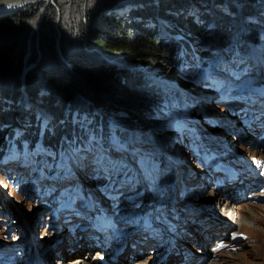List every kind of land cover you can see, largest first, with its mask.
Listing matches in <instances>:
<instances>
[{"label": "trees", "instance_id": "16d2710c", "mask_svg": "<svg viewBox=\"0 0 264 264\" xmlns=\"http://www.w3.org/2000/svg\"><path fill=\"white\" fill-rule=\"evenodd\" d=\"M244 22H248L250 35L245 33ZM179 33L187 35V40H180ZM214 38L218 43L207 46ZM249 39L258 46L263 44L264 50V3L259 0H57L56 5L31 3L2 15L0 141L4 143L0 144V158L10 154L12 145L32 149L41 138L45 154L65 155L66 145L76 139L78 172L86 170L93 180L109 182L111 187L121 178L122 192L133 190L137 198L147 193L144 184L152 171L138 172L135 165L111 161L99 141L97 126L111 128L115 116L120 123L135 125L138 133L146 128L156 138L153 122L170 116L169 102L179 98L173 96L177 90L169 86L168 73L201 85L213 81L211 88L217 92V97L211 95L213 104L202 107L201 100H195L192 110L186 109V122L193 116L209 125L206 114L216 117L221 113L215 105L227 110L222 93L241 86L243 62L235 61L249 54ZM220 55L236 64L228 70L232 82L216 80L209 69ZM260 70L246 71L247 77L259 80L264 66ZM260 82L264 79L255 85ZM23 88L30 100L19 108ZM203 108L212 109V113ZM172 131L182 153L187 144L185 127ZM157 143L165 152L159 151ZM157 143L147 145L143 162L156 168L154 178L161 185V169L171 180L170 165L176 160H166L167 143ZM133 153L141 156L135 150ZM181 164L182 179L175 177L177 185L183 184L185 177L184 160ZM47 169L54 171V166L48 164ZM111 169L116 171L106 178Z\"/></svg>", "mask_w": 264, "mask_h": 264}, {"label": "rangeland", "instance_id": "374dc122", "mask_svg": "<svg viewBox=\"0 0 264 264\" xmlns=\"http://www.w3.org/2000/svg\"><path fill=\"white\" fill-rule=\"evenodd\" d=\"M259 2L264 3L263 0H259ZM40 3V2H37ZM236 3V1L234 2ZM237 4V3H236ZM54 5H56V2L54 3ZM245 25V27L247 28V30H245V33L247 35H250L249 33L251 32V30L248 29L247 26L248 22H244L243 23ZM38 25V24H37ZM37 25L35 26V29L37 28ZM229 29H232V25L231 23H228ZM221 27H219L220 30ZM177 37L180 40H187V35H184L183 33H179L177 35ZM249 37V36H248ZM214 39H210L209 43H206L207 46L213 47V43H218L217 40ZM249 44H250V51L249 54L245 57H237L238 61H246L244 63L245 67H251L252 70H256V72H261V67L264 66V50H263V44L261 45H257L255 44L253 41H251V39H249ZM254 45V46H253ZM257 53H260L261 55H263V57H260L261 61H259L258 59V55ZM221 57V56H220ZM219 57V59H220ZM219 67H223L225 68L227 66V63L223 60L219 61ZM230 65H233L232 63H229ZM169 75H167L169 81L168 84L170 87H174L178 82H180L177 78H175L173 76V74L168 73ZM221 77V74L220 76ZM228 78H231V75L228 74ZM245 82L248 81V79L244 80ZM182 82L184 87L189 86V84H187L186 80H182L180 83L177 84L178 87H180L183 90V86H182ZM210 86H196L195 84L192 85V88L190 89V92H194V93H203L208 97H211L212 94H215L217 97V92H215L214 89H212L211 87V91H210ZM25 92L29 93L27 91V89L23 88L22 89V96L20 99V103H19V108H23V104H25L26 102H29V94L28 97L25 96ZM190 92H187L185 95V98L188 100L190 97ZM203 100V99H202ZM213 104V102H212ZM177 106H179L180 108L181 106V102H177L176 103ZM223 105V104H222ZM190 108V111L192 110V106L190 104V100L189 102H187L184 107ZM221 113H226V114H230L228 111L225 110V108H223V106L219 105H215V109H219ZM220 113V114H221ZM198 114V112H197ZM219 114V115H220ZM47 122V119H45L44 123ZM17 121H14V124H16ZM128 123V122H126ZM131 124V123H128ZM153 127H151V129H154V131L157 133V137L154 138L152 135H150L149 131L146 132V128L144 130H142L140 133L143 137L146 136V134L149 136L150 139L154 140L155 143L160 142V143H167V149L172 147H176V134L174 132H172L170 129L166 128V126L164 128V133L162 132H157V124L155 122H153ZM45 126V125H44ZM135 129V125H132ZM98 128V134H99V139L100 141L102 140V136L103 134H101V131H106V128L104 127H100L97 126ZM216 132H219L218 128H215ZM137 130V129H136ZM228 131L230 130V127L228 128ZM138 133V132H137ZM231 133V132H230ZM174 137L175 142L172 143L173 139L171 137ZM139 139L142 140V142H147L146 139L139 137ZM249 139L251 141H253L255 144L258 142V139H254L252 140V137L250 136ZM110 140L112 141V143H114L113 137L110 138ZM109 139L107 140L106 144L111 146V149L107 147V149H105V151L108 153L109 159L111 161H118V164L120 163H124V164H128L129 166L131 165H135L136 169L138 172L141 171H145V172H149L150 170L152 171V173H150L152 176L150 177V179H152L155 175H156V168H149L148 167V163H144L143 162V156L146 154L148 146L145 144L143 145L142 143H139L137 145H135L134 147L138 150L139 154L141 155L140 157L135 156L134 153H132L130 151V149H126V150H116L118 147H120V143L116 142L114 144H111V141ZM140 140V141H141ZM225 141H221L218 139H209V144L203 149V154L202 157H206V156H210L211 158V167L212 171H216L219 169H225L227 170V173L225 174V176H231L233 172H235V167H234V163L236 164L237 162L240 165H243V168L247 171L248 169V165L245 159H243V157L238 156L236 154V152L234 150H227L226 148H224L222 146V143ZM4 143V142H3ZM221 143V144H220ZM1 144V143H0ZM157 146H160L158 143L156 144ZM233 147L235 146V143L232 142ZM122 147H126L127 144L122 143L121 144ZM243 147H248L247 149L250 148V146L248 144H242L240 145L239 142V148L237 147V149H239V151L242 154H245V151L243 149ZM128 148H131V146H128ZM16 147H11V150H9V152H11V155H6L4 158H0V171L2 169H11V167L16 168V170H19V159L13 158V153L14 150H16ZM163 147L160 146L159 151L160 152H165L162 150ZM253 150H250L249 152V157L252 159L253 158V154L255 155L257 153V151L263 149H259V148H252ZM182 156L185 152L186 157L184 159L185 164L188 166L189 170L191 171H199V167L201 169H204L205 164H202L201 161H197V153L195 155L192 154H188L189 151L185 148H183L182 150ZM38 152V146L36 147V153ZM120 153V154H117ZM213 153L217 154V159H214L213 157ZM262 155L264 156V151H261ZM259 153V154H261ZM185 156V155H184ZM199 157V156H198ZM8 158V160H3L2 159H6ZM256 158H258V155L256 156ZM122 164V167H124ZM129 167L125 168L126 170ZM20 169H22L20 167ZM26 169H22V171H24ZM116 169H111L108 171V173L106 172L105 177L108 178L112 172H115ZM161 174L159 176H161V180L162 183L165 184L169 178H170V174H166V176L164 175V171L161 170ZM87 171L85 170L84 173H86ZM131 172L129 171V174ZM123 174H120V176H122ZM0 177L4 180H8L6 175L0 174ZM221 178V177H218ZM36 179V177L34 178V180ZM114 183V185H112L108 182V185L106 187V189H104V191L107 192V195L104 196V198H100L102 201L107 199L108 196L110 195L111 191L112 193H121L123 190V186H124V181L123 179H119ZM244 180H246L245 178L242 179V177H238V179L236 180L237 184L234 185H228L226 188L224 189H216V190H222V191H216L214 190L213 186H210L208 189L209 190H205L204 193H201V206H203L205 204H208V206H211L212 211L211 213L213 214H217L219 216V218L225 220L226 218L229 219L225 222L224 227H227L225 229V231H223V227L221 228L220 226H215L212 225V230H213V234L211 237H209L208 234V229H210L211 224L209 223V216H205L202 217L200 215L201 218H198V220L196 219V221L194 219H186V220H182V223H194L201 225L202 227H200L199 231L203 236H205L204 238H208L211 241L210 244H208V246H199V242L194 241L196 239L195 237V232L194 230H188L186 229L184 232L187 233L190 238H191V242L190 244L192 245V248L194 251L197 252V254L199 253V259H203L206 256L212 255L211 256V260L215 261L217 264H264V195H262L261 198H259L258 200H249V199H244L242 202H240V196L243 197V194L245 196H248V193H246V191H242V187L244 186ZM248 180V179H247ZM37 182H41L44 183L46 185H56V187H59L58 184H56V182H52L50 179H45V178H39L37 180ZM239 184V185H238ZM12 185V184H11ZM10 185V186H11ZM120 186V187H119ZM131 189V188H130ZM240 190L242 192H240ZM10 194V200L14 201V204L19 210H17V215L19 216V220L14 219V224H16V222L20 221V216L23 213H28L29 216L34 215L35 217H33L34 220H36L35 222H37V225L34 227H29V231L33 232V234H21L20 236L18 235H12L11 232H9V227H10V222L9 219L12 216H15L14 213L8 212V215L10 217H8L5 213H1L0 214V250L4 249V247H13L11 246L13 241L16 239H22V243L25 244V246H22L23 248H28L30 245L32 248L35 249V247L38 248L37 253L41 258H45V264H62V262H70L71 259H74L75 257H77V255H81L82 257L85 256V260L89 261L92 264H111L112 261V257L117 256L118 251L120 250L121 246L118 245V242L116 244H114V246H116L115 248H102V245H99L100 242L99 241H95V240H91V242L94 243V247H87V235L82 234L80 231L79 233H74L73 231H71L70 229H62L60 232L56 231L52 226L49 227V221H50V217H52V215L49 217V203H44L41 205H38L32 198H26V196L24 194H22L20 191H17L16 189H12L8 190ZM213 193V194H212ZM128 195L130 197H135L136 196V192L133 190H129L128 191ZM4 194L1 193L0 191V197H3ZM5 197V196H4ZM197 197V196H196ZM7 198V197H6ZM217 198H222V204H224V202L227 201V203L229 202L231 204V206H233V208H235L236 210H238V217L234 219V221L231 223V218L230 216L227 214V212L223 211L222 209L219 208L218 203H217ZM225 200V201H224ZM9 202V201H8ZM10 204V203H9ZM11 204V205H12ZM107 205V203H106ZM109 205V204H108ZM2 208H0L1 211ZM6 209V208H4ZM21 212V213H20ZM43 214V216H42ZM38 216V217H37ZM194 218V217H193ZM225 218V219H224ZM82 221L86 220L85 218H81ZM202 220V221H201ZM19 225V223H18ZM86 224L84 223L83 226H85ZM21 226V225H19ZM233 226V227H232ZM190 228H192L191 226H189ZM21 230H26L24 227L21 228ZM157 230V229H156ZM205 230V231H204ZM27 231V230H26ZM232 232H234V234H238L240 232L245 233L248 237H244V238H239V242H236L239 246H241V250H233V249H228L225 248L222 251H213L212 248V243H214V240L217 237H224L226 238L225 242L228 244H230L231 242V234ZM92 235H96V233H91ZM33 237H32V236ZM12 237V238H11ZM34 238V240H33ZM211 238V239H210ZM65 239H67L66 243H67V254H71L70 252H73L75 249H79V250H83L85 251L83 254L82 253H77V254H73L71 256H69L68 258H62V261L59 260L60 258V252L59 251H55L53 252L54 254H52V256L47 257V251L50 250L52 248V246L56 243H62ZM35 243V244H34ZM34 246V247H33ZM196 247L194 249V247ZM101 247V248H100ZM142 246H139V249H141L142 251ZM203 247V248H202ZM42 248V249H41ZM201 248L203 253H201ZM245 251H247V254L245 253ZM95 252V253H94ZM115 253V254H114ZM146 253V254H145ZM143 254L144 255H148L150 252H145ZM124 255V256H123ZM94 256V257H93ZM142 256V255H141ZM151 254L148 256L150 257ZM138 257V256H136ZM132 258L129 257L127 253H123L122 255L119 256V260L122 259V263L120 264H143V262H140L141 260L137 259V258ZM140 257V256H139ZM148 257L146 259H148ZM153 257V256H151ZM192 258V254H189V257L187 259H191ZM92 259V260H91ZM134 259H137V262H132ZM101 261H103L104 263H102ZM179 261L181 262L182 260L179 259ZM191 261H193V259H191ZM0 264H8L5 260H1L0 259ZM72 264V263H71ZM175 264H179L178 261L175 262Z\"/></svg>", "mask_w": 264, "mask_h": 264}, {"label": "bare ground", "instance_id": "6f19581e", "mask_svg": "<svg viewBox=\"0 0 264 264\" xmlns=\"http://www.w3.org/2000/svg\"><path fill=\"white\" fill-rule=\"evenodd\" d=\"M57 0H7V1H0V13H5L7 15V13H11V12H15L23 7L26 6V4H31V3H37V2H46V3H55ZM238 4V3H237ZM244 13V12H243ZM33 40V39H32ZM100 76V75H99ZM78 78V77H77ZM19 82V81H18ZM85 96V95H84ZM93 97V96H92ZM202 107L204 105H209V104H212V100H211V97H207V98H204L202 101ZM206 108H203L202 110L204 111ZM207 113H212V109H211V112L210 110L206 109L205 110ZM204 111V112H205ZM168 153H167V158L170 159V160H176V164H171L170 166H172V173L175 175L176 179L178 178V180L182 179V173H183V170H182V164H181V161H182V154L177 150V146L172 148H168ZM184 164V163H183ZM231 179V177L229 178ZM252 185H255V180L254 179H251L249 181ZM237 183V182H236ZM239 185V184H238ZM51 186H54V184H52ZM235 186V185H234ZM216 191H222V190H216ZM213 194V193H212ZM222 198H217V203H218V206L220 209H222L223 211L227 212V214L230 216L231 218V223L234 221V219L236 218H239L238 217V210H236L235 208H233V206H231V204L227 201L224 202V204H222ZM201 198L200 199H196L195 202H198V204L201 206ZM225 201V200H224ZM203 208V207H202ZM206 208H203V210H201L200 212V215L202 217H205V216H209V223L211 224L210 226V229H208V234H209V237L212 236L213 234V230H212V225H215V226H220L221 228L223 227V231H225V229L227 227H224L225 225V222L229 219H221L219 218V216L217 214H213V213H206L205 211ZM123 211H121L120 213H122ZM198 214V213H197ZM23 216L25 217L26 220H31L33 217H35L34 215L31 214V216H29L28 214H23ZM38 217V216H37ZM25 219L22 221V225L25 226ZM202 221V220H201ZM190 226L194 229V232H195V237L196 239L194 241H197L199 242V246H208V241H209V237L208 238H204L205 236H203L199 231L197 230H200V227H202L201 225L199 224H194V223H191ZM196 226V227H195ZM233 227V226H232ZM108 231V230H107ZM205 231V230H204ZM77 232L79 233V230H77ZM82 234H85L83 231H80ZM80 234V233H79ZM211 239V238H210ZM67 239H65L62 243H59V242H56L52 248L50 250L47 251V257H50L52 256V254H54L53 252H55L56 250L59 251L61 254H60V258L59 260L62 261V258H68L69 256L73 255V254H77V253H84L85 251H83L82 249L79 250V249H75L73 252H70L71 254H67V243H66ZM190 242L188 240L184 241V245H189ZM141 245V244H140ZM142 246V245H141ZM34 247V246H33ZM87 247L90 248V247H94V243L91 242V240H87ZM190 247L192 248V245H190ZM194 247V246H193ZM101 248V247H100ZM110 248V247H109ZM142 250H145L143 252H150L147 256H141L143 254V252L139 249L135 250L134 251V255L133 257L135 258L136 256H140V259L141 260L140 262H143V264H175L176 261L179 262V264H183V262L179 261V255H175V254H170L168 256V259L166 261H161L160 263H158L159 261V256L156 254L155 256H153L152 254L155 252L153 249H146L144 248L143 246L141 247ZM196 247H194L195 249ZM203 248V247H202ZM42 249V248H41ZM193 249V248H192ZM35 250L37 251L38 248L35 247ZM196 250V249H195ZM95 253V252H94ZM245 253L247 254V251H245ZM115 254V253H114ZM151 254V256L153 257H148L149 255ZM193 254V261L191 262H187L188 259H186V264H217L215 261L211 260V257H206V259L204 260H200L199 259V253L197 254L196 251L193 250L192 252ZM124 256V255H123ZM94 257V256H93ZM148 257V259H146ZM92 260V259H91ZM183 260V259H181ZM138 260H136L135 262H137ZM92 264V261L91 263L87 260H85V256L82 257L81 255H77V257H75L74 259H71L70 262H62V264ZM122 263V259L119 260V257H115L112 259V264H120ZM134 263V262H133ZM219 264V263H218Z\"/></svg>", "mask_w": 264, "mask_h": 264}, {"label": "water", "instance_id": "95a60500", "mask_svg": "<svg viewBox=\"0 0 264 264\" xmlns=\"http://www.w3.org/2000/svg\"><path fill=\"white\" fill-rule=\"evenodd\" d=\"M0 1H7V0H0ZM223 106H224V105H223ZM214 112H215V114L219 113L218 110H215ZM5 138H6V137H5ZM5 138H4V139H5ZM0 143H2V141H0ZM184 159H185V156L182 157V160H184ZM185 165H186V164H185ZM182 167H183V166H182ZM185 167L188 168L187 165H186ZM139 258H140V257H139ZM139 258H137V259H139ZM137 259H134L132 262H135Z\"/></svg>", "mask_w": 264, "mask_h": 264}, {"label": "clouds", "instance_id": "9594fccd", "mask_svg": "<svg viewBox=\"0 0 264 264\" xmlns=\"http://www.w3.org/2000/svg\"><path fill=\"white\" fill-rule=\"evenodd\" d=\"M27 5V4H26ZM2 15H6L5 13H0V16H2ZM25 94V96L26 97H28V95L26 94V92L24 93ZM30 99V98H29ZM1 144H3V142L1 143ZM186 157V156H185Z\"/></svg>", "mask_w": 264, "mask_h": 264}, {"label": "built area", "instance_id": "2783aa9c", "mask_svg": "<svg viewBox=\"0 0 264 264\" xmlns=\"http://www.w3.org/2000/svg\"><path fill=\"white\" fill-rule=\"evenodd\" d=\"M26 94L28 95L29 93L26 92Z\"/></svg>", "mask_w": 264, "mask_h": 264}]
</instances>
